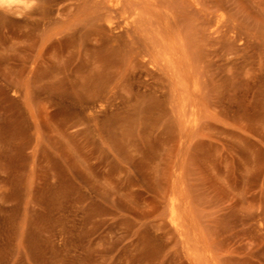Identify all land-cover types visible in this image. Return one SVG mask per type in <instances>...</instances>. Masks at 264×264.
I'll return each instance as SVG.
<instances>
[{"label": "rangeland", "instance_id": "rangeland-1", "mask_svg": "<svg viewBox=\"0 0 264 264\" xmlns=\"http://www.w3.org/2000/svg\"><path fill=\"white\" fill-rule=\"evenodd\" d=\"M0 264H264V0H0Z\"/></svg>", "mask_w": 264, "mask_h": 264}, {"label": "bare ground", "instance_id": "bare-ground-1", "mask_svg": "<svg viewBox=\"0 0 264 264\" xmlns=\"http://www.w3.org/2000/svg\"><path fill=\"white\" fill-rule=\"evenodd\" d=\"M173 218L175 217V210L172 211Z\"/></svg>", "mask_w": 264, "mask_h": 264}]
</instances>
